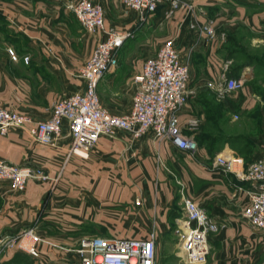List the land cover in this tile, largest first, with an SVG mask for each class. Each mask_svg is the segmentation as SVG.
Instances as JSON below:
<instances>
[{
	"label": "crops",
	"instance_id": "1",
	"mask_svg": "<svg viewBox=\"0 0 264 264\" xmlns=\"http://www.w3.org/2000/svg\"><path fill=\"white\" fill-rule=\"evenodd\" d=\"M75 1L0 0V105L33 123L48 119L55 101L84 90L79 70L104 37L87 32L69 7ZM90 1L103 6L106 27L132 29L134 37L145 33L148 48L137 64L136 52L124 50L133 36L125 41L117 66L98 84L104 106L114 114L129 112L134 76L173 39L190 64L191 92L180 121L192 134L188 121L199 119L198 150H181L152 131L134 137L120 129L114 136L102 135L82 157L68 152L67 121L56 146L35 142L25 129L0 134L2 158L49 176L30 178L22 191L0 181V236L34 228L43 239L38 256L14 249L5 261L22 252L30 264H78L76 249L85 237L142 238L152 229L158 256L177 242L183 198L190 197L219 225L211 234L207 264H264V230L243 217L250 182L215 163L218 156H239L247 166L264 157V0H189L194 11L178 9L170 17L163 0L144 22L122 0ZM210 20L217 36L207 41L196 27ZM161 27L163 39L151 49L154 30ZM226 62L227 74L243 78L244 86L220 98L207 84L224 73ZM238 138L242 143L231 142ZM243 144L248 146L242 149Z\"/></svg>",
	"mask_w": 264,
	"mask_h": 264
},
{
	"label": "built area",
	"instance_id": "2",
	"mask_svg": "<svg viewBox=\"0 0 264 264\" xmlns=\"http://www.w3.org/2000/svg\"><path fill=\"white\" fill-rule=\"evenodd\" d=\"M162 1L122 0L126 7L139 12L142 22L156 12ZM69 7L87 32L104 34L79 70V76L84 80V90L55 101L51 116L36 123L28 115L0 105V134L7 135L12 129H25L35 142L56 146L62 134L63 123L67 121L71 138L69 154L88 157L102 135L114 136L120 129L130 132L134 137H141L152 131L158 140H170L179 149L195 153L198 142L194 132L200 121L198 118L188 121L192 134L184 132L180 121V111L186 106L190 94V64L181 59L174 40H166L154 56L146 59L141 72L134 76L136 90L130 111L114 114L102 103L98 84L106 72L117 66L119 50L134 35V31L106 27L104 8L100 3L77 0L71 2ZM183 8L194 11L195 6L189 0H168L166 15L170 17L176 10ZM196 29L207 41H212L217 36L212 20L199 24ZM8 52L16 59L12 48ZM228 65L226 62L225 71L217 80L207 84L220 98L239 91L244 86L243 78L227 75ZM215 163L250 182L249 201L244 208L243 217L251 226L264 230V157L255 159L247 166L239 156H218ZM32 177L43 180L49 178L41 170L21 167L0 156V181H9L13 189L22 191ZM183 208L184 218L176 230L179 257L186 264H206L211 252V234L219 230V225L190 197L183 198ZM42 241L34 228L16 235L2 236L0 258L14 249L38 256V244ZM156 241L155 229L142 238L85 237L76 249L78 264H156Z\"/></svg>",
	"mask_w": 264,
	"mask_h": 264
},
{
	"label": "rangeland",
	"instance_id": "3",
	"mask_svg": "<svg viewBox=\"0 0 264 264\" xmlns=\"http://www.w3.org/2000/svg\"><path fill=\"white\" fill-rule=\"evenodd\" d=\"M164 32H165L164 27L163 28L161 27L157 30H154V34H156V36H154L153 42L150 43L151 49L154 48L156 45H157V47H159V45H160L159 42L162 41V39H163L162 35ZM144 34L141 36H136V37L133 36V39H131L128 43H126V46L124 48V50L126 52H133V51L136 52L135 62L136 61L140 62V59L142 60L143 58H145L144 55L148 50V48L146 47L147 43L143 41ZM134 35H135V33H134ZM138 62H136V63L138 64ZM226 96L228 97V94H226ZM1 237L2 236H0V238ZM177 244H178V239H177V242L168 243L166 245L167 249L164 248L162 253H160V255L157 256V263L156 264H186L179 257V247H177ZM6 254L7 253L2 255V257L0 258V264H4Z\"/></svg>",
	"mask_w": 264,
	"mask_h": 264
},
{
	"label": "trees",
	"instance_id": "4",
	"mask_svg": "<svg viewBox=\"0 0 264 264\" xmlns=\"http://www.w3.org/2000/svg\"><path fill=\"white\" fill-rule=\"evenodd\" d=\"M231 142L237 143V142H241L242 143V138H238L236 140H231ZM243 148H246L248 145L247 144H243ZM242 154V153H241ZM242 156L246 159V161H248L249 156L248 154H242ZM31 261L28 260V258L25 256V254H23L22 252H16V254L14 255V257H12L10 260L5 261L4 264H30Z\"/></svg>",
	"mask_w": 264,
	"mask_h": 264
}]
</instances>
